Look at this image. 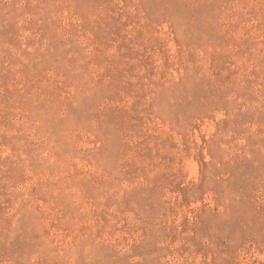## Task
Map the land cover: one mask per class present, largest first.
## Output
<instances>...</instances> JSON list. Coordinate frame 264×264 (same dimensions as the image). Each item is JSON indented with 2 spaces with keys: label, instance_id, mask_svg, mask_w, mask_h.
I'll list each match as a JSON object with an SVG mask.
<instances>
[{
  "label": "rangeland",
  "instance_id": "374dc122",
  "mask_svg": "<svg viewBox=\"0 0 264 264\" xmlns=\"http://www.w3.org/2000/svg\"><path fill=\"white\" fill-rule=\"evenodd\" d=\"M0 264H264V0H0Z\"/></svg>",
  "mask_w": 264,
  "mask_h": 264
}]
</instances>
